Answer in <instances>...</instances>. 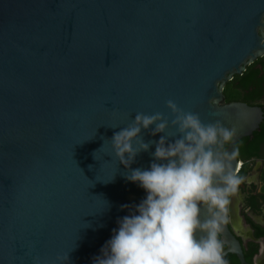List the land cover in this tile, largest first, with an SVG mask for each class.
I'll return each instance as SVG.
<instances>
[{"label":"water","instance_id":"95a60500","mask_svg":"<svg viewBox=\"0 0 264 264\" xmlns=\"http://www.w3.org/2000/svg\"><path fill=\"white\" fill-rule=\"evenodd\" d=\"M261 57L264 0H0V264H93L147 195L126 177L150 168L156 144L126 168L111 143L137 113L175 132L173 100L235 129L236 153L264 109L224 89ZM154 127L146 143L167 134ZM222 228L223 258L244 264L229 219Z\"/></svg>","mask_w":264,"mask_h":264},{"label":"clouds","instance_id":"9594fccd","mask_svg":"<svg viewBox=\"0 0 264 264\" xmlns=\"http://www.w3.org/2000/svg\"><path fill=\"white\" fill-rule=\"evenodd\" d=\"M166 106L174 116L175 132L167 131L169 120L162 113H137L111 138L113 152L126 168L152 143L156 147L150 168L132 169L126 177L146 191V198L118 220V229L93 264H226L219 234L228 222L230 197L243 182L230 163L236 153L224 149L235 129L220 121L206 124L173 100ZM153 125L151 135L167 134L146 143L141 131ZM202 210L209 214L205 219Z\"/></svg>","mask_w":264,"mask_h":264},{"label":"flooded vegetation","instance_id":"af4514ba","mask_svg":"<svg viewBox=\"0 0 264 264\" xmlns=\"http://www.w3.org/2000/svg\"><path fill=\"white\" fill-rule=\"evenodd\" d=\"M262 97L264 98V94ZM245 103L264 109V101ZM252 142H248L245 148L248 149ZM238 143L235 146L236 155L237 150L242 152L245 149L238 147ZM228 145L229 143L224 145L225 150ZM252 150L257 157H252L246 162L237 155V173L243 178V182L238 191L230 197L228 219L230 230L242 245L244 264H264V139L255 143ZM225 249L223 244V251ZM224 260L226 264H243L237 255L231 253L225 254Z\"/></svg>","mask_w":264,"mask_h":264},{"label":"trees","instance_id":"16d2710c","mask_svg":"<svg viewBox=\"0 0 264 264\" xmlns=\"http://www.w3.org/2000/svg\"><path fill=\"white\" fill-rule=\"evenodd\" d=\"M226 101H241V102H263L264 98V57L258 58L254 63L249 65L243 75H236L229 81L224 89ZM264 139V120L260 125V130L254 132L253 137H245L238 143V147H247L248 142H252L248 149L240 152L237 150L239 159L245 162L252 157H257V154L252 150L255 143ZM251 150V151H249ZM246 166V165H245ZM245 168V167H244ZM232 258V256L230 257Z\"/></svg>","mask_w":264,"mask_h":264}]
</instances>
